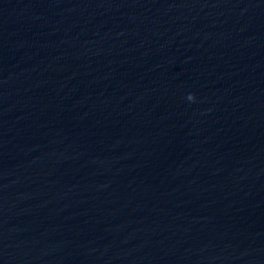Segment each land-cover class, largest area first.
I'll return each instance as SVG.
<instances>
[{"label":"water","instance_id":"95a60500","mask_svg":"<svg viewBox=\"0 0 264 264\" xmlns=\"http://www.w3.org/2000/svg\"><path fill=\"white\" fill-rule=\"evenodd\" d=\"M0 264H264V0H0Z\"/></svg>","mask_w":264,"mask_h":264}]
</instances>
